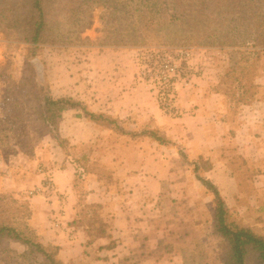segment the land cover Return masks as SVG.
<instances>
[{
    "label": "rangeland",
    "instance_id": "obj_1",
    "mask_svg": "<svg viewBox=\"0 0 264 264\" xmlns=\"http://www.w3.org/2000/svg\"><path fill=\"white\" fill-rule=\"evenodd\" d=\"M140 4L143 6V3ZM54 8L52 20L55 29L69 36L67 43L33 45L20 40L10 31L0 30V118H12V121L6 120L5 123L9 128L4 133L5 141L0 140V193H11L19 201H26L30 205L33 201L40 203L42 199L39 195L45 193L48 197L47 194L52 193L54 183L51 178L64 168L66 161L74 166L85 164L97 170L103 174V181H110L112 190L120 189L121 179L134 174L141 164L151 177L148 178L151 187L158 181L171 193L167 202L162 204L167 217L162 224L166 229L165 236H156L153 239L155 248L145 253L155 258V264H227L229 246L217 230L214 195L199 180L203 176L200 168L207 160L221 170L219 174L223 170L229 176L236 175L238 185L233 194L228 193L229 181L226 182L222 175L208 178L218 181L215 184L228 209L227 220L264 234V171L251 159L256 155H248L249 149L241 148V143L246 144L245 139L241 132L239 134L233 129L240 124L238 121L241 116L248 114L245 113L247 107H242L235 101L238 97L231 95L246 84V76L242 78L243 72L237 68L221 80L231 57H239L236 51L258 50V58L253 65L254 75L250 79L253 87H250L247 95L252 98L250 103H253L256 95L264 91L259 88L260 75L264 73V46L187 44L184 41L137 46L102 45L99 43L102 35V4L92 7L77 28L68 23L63 10L56 9L58 6ZM208 10L210 16L215 18L214 13L211 15L213 8ZM182 49L189 52L186 62L182 63L185 65L183 67L187 66L188 79L187 82L182 78L176 80L173 111L167 112L157 99L158 83L153 69L158 66L156 60L164 58L181 64ZM193 59L194 62L202 60V66L219 73L217 82L209 84L207 90L222 95L221 112L232 127L225 136L226 143L220 149L221 156L229 162L230 170L221 163L215 164L211 155L200 159L189 157L185 145L178 139L169 138L175 146L167 145L175 150L164 148L160 151L159 148L164 145L147 137L132 138L110 128L94 125L85 120L80 110L72 109L65 112L61 130L70 143L67 156L36 118L34 96L37 91L31 89L34 83L42 85L54 97L72 96L84 101L89 110L126 120L123 124L126 128L140 129L143 122L148 120L145 119L148 110L159 106L164 112L175 114L176 94L186 89L195 93V88L199 86L195 82L199 68L193 65ZM238 64L240 67L248 66V62L243 59ZM253 113L257 115V112ZM77 170L82 172L80 168ZM34 171L45 173L41 181L45 184L51 180V190L38 191L39 186L27 187L12 182L24 181L28 173ZM171 198L179 202L171 203ZM159 213L152 209L146 212L151 221H157ZM89 214L90 211L85 218H91ZM0 246L17 251L24 248L7 238L0 241ZM6 256V252L0 251V264L18 263L17 256L5 263L3 258ZM246 264H262L256 251L248 250Z\"/></svg>",
    "mask_w": 264,
    "mask_h": 264
},
{
    "label": "trees",
    "instance_id": "obj_2",
    "mask_svg": "<svg viewBox=\"0 0 264 264\" xmlns=\"http://www.w3.org/2000/svg\"><path fill=\"white\" fill-rule=\"evenodd\" d=\"M143 3V6H140ZM102 4L101 38L102 45L137 46L140 44H208L229 46H264V0H0V30L10 31L22 41L33 45L62 44L68 41V35L55 29L53 10H63L68 23L77 26L86 13L95 5ZM212 7L210 16L208 8ZM222 7V10H217ZM52 12V13H51ZM224 13V16L222 15ZM78 38V36H75ZM67 43V42H66ZM239 57L232 56L226 72L221 80L237 68L241 69V77L246 76V84L231 93L235 101L241 105L249 104L252 98L247 95L253 82L254 60L258 58V50L236 51ZM243 59L248 66L240 67ZM252 61L249 62V60ZM246 68V69H245ZM245 71V72H244ZM31 80H27L30 82ZM31 89L35 95L37 120L49 132L55 143L69 156L67 147L69 139L61 132L63 113L69 109L80 110L88 122L110 128L121 135L147 137L159 145H174L165 131L150 118L143 122L139 129L123 126L126 120L107 113L89 110L88 105L72 96L54 97L45 91L42 85L33 84ZM6 120L12 121V118ZM0 118V140L5 136L7 122ZM137 126V125H136ZM177 151H179L177 149ZM181 153V152H180ZM186 155V154H185ZM202 156L198 157L199 159ZM199 178L202 184L214 195L215 223L217 230L229 246L227 264H246L249 249L258 253L264 264V234L251 228L227 220L228 209L221 198L216 184L207 176L212 162L205 160ZM80 168L82 172L77 169ZM198 167L195 165V169ZM88 173H94L100 180H105L97 170L82 165L74 166L73 187L77 194L74 225L82 226L86 232V245L95 238L110 235L109 223L102 214L101 204L85 201L84 182ZM109 184V180L104 181ZM90 211L91 218H85ZM33 208L26 201H19L11 193H0V241L4 238L24 246L22 251L8 246H0L6 252L3 258L9 263L13 256L18 257L16 264H65L59 256L60 246L43 243L31 225ZM114 243H110V246Z\"/></svg>",
    "mask_w": 264,
    "mask_h": 264
},
{
    "label": "crops",
    "instance_id": "obj_3",
    "mask_svg": "<svg viewBox=\"0 0 264 264\" xmlns=\"http://www.w3.org/2000/svg\"><path fill=\"white\" fill-rule=\"evenodd\" d=\"M201 62L202 60L194 62L193 59V65L199 68L195 78L199 86L195 88V93H190L186 89L183 93L176 94V115L166 113L156 106L152 111L148 110L149 113L145 119L152 118L165 131L168 138H175L182 142L189 157L211 155L215 164L221 163L230 170L229 162L221 156L220 149L226 143L225 136L232 127L221 112L222 95L207 90L209 84L217 82L219 73L217 70L216 73L211 72L209 68L202 66ZM260 76L259 88L264 90V73ZM263 92L256 95L253 103L242 105L247 107L245 113L248 112V114L241 116L238 121L240 124L233 128L239 131V134L241 132L242 138L245 139L246 144L241 143V148L249 149L248 155H256L251 159L260 165L261 171H264ZM251 111L257 112V115ZM65 112L61 130L65 121ZM164 148L175 150L172 146H164L159 150ZM163 155H161L162 158ZM145 169L144 165L139 164L134 174L121 179V188L114 190H112L113 186L105 184L96 174L86 175L85 201L101 204L100 211L109 223V236L97 237L86 245L85 230L82 226L72 223L78 199L73 187L74 165L69 161H66L64 168L55 172L54 177L51 178L52 184L54 183L52 193L47 194L48 197L45 193L39 195L42 199L40 203L32 199L31 206L34 212L31 225L43 243L60 246L59 256L65 264H155V258L145 251L148 249L152 251L155 248L153 239L156 236L161 235V238L165 236L166 229L162 224L166 222L167 217L162 210V204L167 202L171 193L158 181L151 187L148 184V178L151 177L146 174ZM219 172L221 170L218 167H212L206 175L207 177L222 175L226 182L229 181L228 193L233 194L238 185V178L235 174L230 176L225 174L223 170L222 173L219 174ZM44 174L34 171L28 173L26 180L12 182L16 185L24 184L27 187H42L44 183L41 179ZM262 177L264 179V175ZM211 180L214 183L218 182L213 178ZM170 202L179 201H172L171 198ZM149 209L160 212L157 221H151L148 218L146 212ZM112 242L114 244L110 246Z\"/></svg>",
    "mask_w": 264,
    "mask_h": 264
},
{
    "label": "built area",
    "instance_id": "obj_4",
    "mask_svg": "<svg viewBox=\"0 0 264 264\" xmlns=\"http://www.w3.org/2000/svg\"><path fill=\"white\" fill-rule=\"evenodd\" d=\"M181 52L180 59L181 64L175 62L174 60H170L168 58H164L163 60H156L158 66L154 67V75L156 81L158 83V101L162 108H164L167 112L173 111L172 107V100L175 98V82L178 78H182L184 81L187 82V73L186 67H183L182 63L186 62L189 52L185 49ZM183 65V66H182ZM51 180L45 182V184L41 187L37 188L38 191L49 189L51 190Z\"/></svg>",
    "mask_w": 264,
    "mask_h": 264
}]
</instances>
